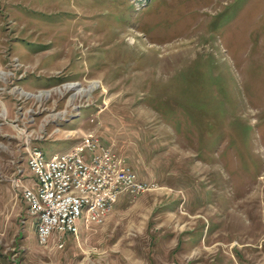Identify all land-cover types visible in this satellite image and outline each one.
Segmentation results:
<instances>
[{
	"label": "rangeland",
	"instance_id": "374dc122",
	"mask_svg": "<svg viewBox=\"0 0 264 264\" xmlns=\"http://www.w3.org/2000/svg\"><path fill=\"white\" fill-rule=\"evenodd\" d=\"M89 136L155 187L42 246L27 150ZM0 264H264V0H0Z\"/></svg>",
	"mask_w": 264,
	"mask_h": 264
},
{
	"label": "built area",
	"instance_id": "2783aa9c",
	"mask_svg": "<svg viewBox=\"0 0 264 264\" xmlns=\"http://www.w3.org/2000/svg\"><path fill=\"white\" fill-rule=\"evenodd\" d=\"M26 158L36 183L16 186L35 219L42 246L53 237L63 248L66 237L78 235L76 221L81 216L85 226L101 224L123 197L134 198L155 187L94 136L48 159L38 148H28Z\"/></svg>",
	"mask_w": 264,
	"mask_h": 264
}]
</instances>
